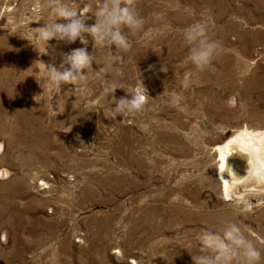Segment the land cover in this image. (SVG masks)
Returning <instances> with one entry per match:
<instances>
[{
  "label": "rangeland",
  "instance_id": "obj_1",
  "mask_svg": "<svg viewBox=\"0 0 264 264\" xmlns=\"http://www.w3.org/2000/svg\"><path fill=\"white\" fill-rule=\"evenodd\" d=\"M35 2L0 0V264H192L197 234L222 218L247 227L264 264V188L226 197L216 150L241 132L264 147V0H134L143 26L99 76L107 46L86 35L45 51L28 27L54 17ZM68 2L91 25L102 0ZM195 20L221 44L200 71L181 35ZM79 47L90 78L53 86L41 63ZM111 79L115 98L141 82L144 110L112 118Z\"/></svg>",
  "mask_w": 264,
  "mask_h": 264
},
{
  "label": "clouds",
  "instance_id": "obj_2",
  "mask_svg": "<svg viewBox=\"0 0 264 264\" xmlns=\"http://www.w3.org/2000/svg\"><path fill=\"white\" fill-rule=\"evenodd\" d=\"M35 9L51 8L53 19L42 23L34 31V39L43 41L46 51L47 42L50 39L72 43L76 40L84 45L87 44L85 36L91 38L93 45L98 47L107 46L108 53L105 56V64L101 72L112 69L113 65H122L123 53L131 47L128 35H135L141 30L144 20L139 15L134 0H102L95 7L92 16L94 22L86 25L87 12L82 13L80 7H74L68 0H36ZM92 8V5H89ZM156 19H161L156 14ZM62 20L63 22H57ZM211 21L195 20L182 30V40L188 48L187 60L198 71L204 70L220 49L219 40L211 36ZM127 30L128 35L124 30ZM96 49V47H95ZM115 50V54H113ZM62 59L59 66L49 63L44 65L48 72L49 82L60 87L62 84L80 83L90 78L86 70H92L91 63L94 55L86 51L84 47L71 49L68 53L60 54ZM168 68L161 65L159 71L166 72ZM102 95L112 97L109 115L115 118L117 115H136L145 108L146 98L149 97L140 82V87L135 91H125L127 97H113L114 90L123 89L116 79L104 80ZM124 90V89H123ZM238 214L243 209L240 204ZM258 240L252 238L245 225L235 219L222 218L214 228H203L195 238V246L190 254L192 264H260L261 250L257 246Z\"/></svg>",
  "mask_w": 264,
  "mask_h": 264
},
{
  "label": "bare ground",
  "instance_id": "obj_3",
  "mask_svg": "<svg viewBox=\"0 0 264 264\" xmlns=\"http://www.w3.org/2000/svg\"><path fill=\"white\" fill-rule=\"evenodd\" d=\"M16 61V58H12L8 65L13 66ZM256 138L253 133L241 132L217 146L220 163L218 175L226 197L232 195L233 189L264 188V147L259 145Z\"/></svg>",
  "mask_w": 264,
  "mask_h": 264
}]
</instances>
